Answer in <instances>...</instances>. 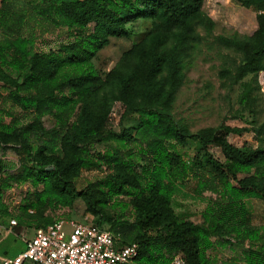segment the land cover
<instances>
[{
    "label": "trees",
    "instance_id": "1",
    "mask_svg": "<svg viewBox=\"0 0 264 264\" xmlns=\"http://www.w3.org/2000/svg\"><path fill=\"white\" fill-rule=\"evenodd\" d=\"M235 1L255 12L257 21L251 38L222 41L241 57L234 73H223L237 84L264 72V0ZM203 6L204 0H38L40 18L54 28L79 31L73 42L46 54L31 51L34 40L18 29L24 17L2 4L0 84L8 88L11 106L31 119L7 121L0 108V147L6 151L15 142L21 164L14 172L0 158V226L15 217L17 226L45 228L63 220L56 214L70 211L80 199L95 225L118 236L120 246H139L133 264H174L177 256L184 264H264V229L254 224L247 205L264 203V146L237 148L224 126L191 135L159 108L182 85L180 46ZM139 20L155 22L151 36L126 52L104 79L93 59L109 39L128 37V25ZM173 38L177 44L168 48ZM243 100L249 103L248 91ZM111 101L120 102L125 115L137 114L138 124L121 134L111 131ZM45 118L54 119L55 128L46 129ZM256 134L263 137L264 124ZM189 139L200 149L188 160L179 148ZM96 142L113 143L94 159L108 174L79 189L82 170L94 166L89 153ZM214 146L221 148L224 162L214 157ZM189 181L196 196L212 195L199 224L179 218L172 207ZM13 184L29 191L12 215L3 199ZM123 199L133 207L132 221L107 213L111 202L117 208ZM246 243L242 259L217 262L208 255Z\"/></svg>",
    "mask_w": 264,
    "mask_h": 264
},
{
    "label": "rangeland",
    "instance_id": "2",
    "mask_svg": "<svg viewBox=\"0 0 264 264\" xmlns=\"http://www.w3.org/2000/svg\"><path fill=\"white\" fill-rule=\"evenodd\" d=\"M4 2L14 12L24 17L26 22L20 24L18 29L22 35L34 40L32 52L46 54L58 52L61 45L73 42L79 33L65 27L54 28L40 18L35 12L38 0H0V7ZM154 27L155 22L152 20H139L129 24L128 37L109 39L106 46L93 59L95 69L105 79L120 64L126 52L151 36ZM256 30V13L243 8L235 0H204L202 12L192 19L191 31L180 46L182 85L168 105L159 106L160 110L168 114L176 126L186 128L191 135H196L203 129H221L224 126L230 129L227 139L233 146L237 148L264 146V135L259 137L256 134V129L264 124V72L255 76L250 75L237 84L233 83L232 77L223 75L224 72L234 73L241 57L233 49L227 48L222 41L247 40ZM2 40L0 33V41ZM176 44L177 40L173 38L168 48ZM245 91L250 94L249 103L243 100ZM8 92V88L0 84V108L3 111V119L7 121L16 119L20 124L29 123L30 113L12 107L6 100ZM106 92L110 95L108 89ZM111 107L108 126L111 131L121 134L138 124L139 116L133 113L125 115V107L120 102L111 101ZM43 124L48 130L55 128V120L52 118H45ZM112 145V142L107 144L96 142L91 145L89 156L94 166L82 170L77 181L79 189H84L89 183H99L106 177L108 174L106 168L97 166L94 159L105 153ZM16 147L15 142L10 143L6 151L0 147V158H3L8 168L14 172L21 169L19 157L15 152ZM199 149V143L195 139H189L179 151L189 160ZM212 152L217 160L224 162L220 147L214 146ZM195 186L194 181L182 186V190L172 201V207L179 218L199 224L202 222L201 214L212 195L206 193L204 197L196 196ZM28 191L27 185L13 184L5 192L3 202L12 215L18 213ZM247 205L252 212L254 224L264 229V203L250 201ZM107 213L114 219L134 220L133 207L125 199L117 208L111 202ZM56 216L57 219L95 224V216L87 210L80 199L70 211H59ZM13 219L15 217L10 221ZM8 227L9 225L6 228ZM14 233L17 235L12 234L6 242L8 254L11 256L23 247L22 235L27 239L31 238L34 235V228L17 226ZM246 248L247 243L235 245L232 250L215 248L209 251L208 255L217 262L231 258L242 259V252ZM178 259L177 256L174 264Z\"/></svg>",
    "mask_w": 264,
    "mask_h": 264
},
{
    "label": "built area",
    "instance_id": "3",
    "mask_svg": "<svg viewBox=\"0 0 264 264\" xmlns=\"http://www.w3.org/2000/svg\"><path fill=\"white\" fill-rule=\"evenodd\" d=\"M17 221L0 226V236L14 233ZM22 235L25 249L14 258L0 256V264H133L139 246H120V238L93 223L60 220L34 229L31 238ZM176 264H184L180 259Z\"/></svg>",
    "mask_w": 264,
    "mask_h": 264
},
{
    "label": "crops",
    "instance_id": "4",
    "mask_svg": "<svg viewBox=\"0 0 264 264\" xmlns=\"http://www.w3.org/2000/svg\"><path fill=\"white\" fill-rule=\"evenodd\" d=\"M20 233V232H19ZM18 233V234H19ZM17 235V233H5L4 235L0 236V256L1 257H7V258H14L16 257L18 254H20L22 251H24L25 249V243L23 242V247L21 248V250L19 252H17L14 256H11L10 254H8L7 251V244L6 242L9 240V237L11 235ZM23 241V239H21ZM29 264V263H26Z\"/></svg>",
    "mask_w": 264,
    "mask_h": 264
}]
</instances>
